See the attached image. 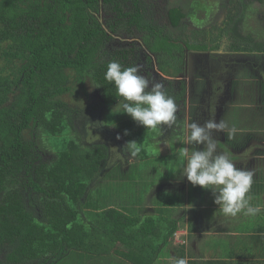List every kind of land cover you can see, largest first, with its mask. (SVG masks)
I'll return each instance as SVG.
<instances>
[{
	"label": "trees",
	"instance_id": "1",
	"mask_svg": "<svg viewBox=\"0 0 264 264\" xmlns=\"http://www.w3.org/2000/svg\"><path fill=\"white\" fill-rule=\"evenodd\" d=\"M259 1L255 6L263 8L264 0ZM253 4L228 0L225 8L220 4L219 24L188 31L165 21L155 0H0V264H118L98 260V252L131 251L137 241L145 243L136 264H150L155 245L174 235L177 221L143 215V206H109L111 201L98 192L102 180L127 183L129 175L110 162L107 144L82 143L76 129L85 108L71 105L66 96L87 82L99 105H121L123 98L105 79L113 60L123 67L138 66L151 83L150 69L179 75L185 50L207 48V40L226 39L233 51L253 46L262 52L264 43L255 34H240ZM161 81L153 82L164 85L175 100V123L147 129L129 117L123 125L125 143L143 145L154 130L164 133L159 143L171 145L180 137L185 82ZM124 151L128 154L126 147ZM134 175L129 192L136 195L152 180L146 183L141 174ZM189 191L197 201L208 190L192 185ZM136 196L134 203L140 205L143 192ZM182 203L180 198L172 201L174 209ZM92 255L100 257L91 260Z\"/></svg>",
	"mask_w": 264,
	"mask_h": 264
},
{
	"label": "crops",
	"instance_id": "2",
	"mask_svg": "<svg viewBox=\"0 0 264 264\" xmlns=\"http://www.w3.org/2000/svg\"><path fill=\"white\" fill-rule=\"evenodd\" d=\"M250 74L244 68L238 70L232 75L229 83L226 86L223 85L222 93H215V100H213L215 112L220 113L215 114L214 121H223L226 127L224 132L213 130V133L218 151L230 152L236 167L247 168L254 172L253 184L249 193L250 203L261 206V212L255 217L246 216L243 213L234 217L225 216L218 205L213 202V195L210 190L205 191L204 197L200 195L196 201L192 198L188 186L186 189H180L183 193L179 198L184 203L178 205L180 208L175 207L178 208L176 212H173L176 209H174L172 202H166L164 207L161 206L166 211L158 213L154 205L149 207L146 202L143 203L144 201H142L143 209L141 211H143V215H164L168 219L177 221V229L174 231V235H169L164 244L155 245L158 248L152 253L150 264H169L171 257L191 259L193 262H197L196 264H264V196L261 195L264 192H254L256 186L254 182L264 183V178L255 180L258 177L257 167L260 165L264 168V161H262L264 159V70L253 65ZM256 79L261 80L262 83L259 84L255 81ZM251 80H254L255 83L252 84ZM242 119L247 121V125L240 122ZM207 120L210 118L207 117L205 120L199 118V123L203 124ZM233 129L235 130L232 133L234 139L237 132H243L241 133L243 137L239 142L233 139L232 145H230L228 144L229 133ZM186 147L192 146L187 145ZM238 147L241 148L237 152ZM122 182L125 181L122 180ZM156 184L151 181L148 184L149 188L146 187L139 192L136 190V195L143 192V197L148 193L150 197V193L153 194V187ZM181 188L184 186L181 185ZM190 198H192L191 201ZM114 202H119V206H116L112 201L109 206L118 210H123L124 207L129 206L125 199H115ZM169 208L172 210L170 211ZM203 211L211 212L212 216L209 220L202 213ZM215 214L219 216L216 217ZM179 231L182 233L183 242L176 243L174 237ZM142 243L145 241H137L135 249L131 251L120 248L98 253L102 259L118 264H136L137 260L140 261L139 247Z\"/></svg>",
	"mask_w": 264,
	"mask_h": 264
},
{
	"label": "rangeland",
	"instance_id": "3",
	"mask_svg": "<svg viewBox=\"0 0 264 264\" xmlns=\"http://www.w3.org/2000/svg\"><path fill=\"white\" fill-rule=\"evenodd\" d=\"M252 1L254 4L248 10V13L250 14L249 17H247L244 28L247 31L251 30L255 34H258L264 42V6L263 8H260L261 6L256 7L255 5L261 1ZM227 2L228 0H155V10L158 14L163 15L165 17V21L168 23H175L176 28L180 26V29L181 27H187L188 31H199L209 27V24L212 22L218 21L217 18L219 16L221 17L223 13L221 6L223 5L225 8ZM171 9H173V11H170ZM248 65L246 68L250 74L252 66L250 64ZM157 75L156 77H153L158 79ZM251 83L253 84L255 81L251 80ZM66 99L71 105H76L79 108H85V110L77 118L78 128L76 129L77 134L83 136L82 143L92 144L101 142L107 144L111 152L110 162L114 164L113 166H115V164H119L118 171L129 175L127 183H123L121 179L117 180L116 182L106 179L102 180L103 186L99 185V188H102L103 191L98 192H100L104 198H108L116 206H119V202L115 203V199H125L129 205V208H136L138 205L135 203L138 202L135 201L138 199V197L135 194H131L129 192V178L133 174L137 176L141 174V180H144L146 183L152 180L157 184L153 187V194L150 193V197L152 196L151 198L149 197L148 193L142 197L143 199L140 198V200L141 202L144 201L143 203L146 202L149 207L154 205L156 212L159 213L162 209L161 206L164 207L166 202L176 201L182 196V190L186 189V186H192L186 177L180 176L179 171H175V169L179 159V153L183 150V147L187 146L182 141H180L184 135L186 123L192 121L199 123L201 111L200 109L198 110V108L200 107V103L197 104L198 106H195L193 99L190 100V103L187 102V113H185V120L182 122V126L180 128L181 135L178 139H175L171 145L164 142L159 143L158 139L164 136V133L159 130H154L149 137L143 140L144 143L139 156L132 158L124 151L123 148L126 141L124 126L130 116L126 113L120 112L121 105L115 104L114 106L107 107H102L99 105V103H97L98 98L95 89L90 83L87 82L85 83L84 88H78L77 91H74V94L66 96ZM253 99L255 98L253 97ZM189 104L191 106V112L194 111V115L192 117H190V114L188 113ZM212 105L213 104L210 106L211 110ZM196 110H198L196 114L197 118L194 117ZM240 122L243 123V125H247V121L245 119L240 120ZM241 133L243 132L235 133V141L239 142L241 140L243 137L241 136ZM212 136L214 138L213 131ZM58 145L60 148L62 147L60 143H58ZM195 147L197 150H202L204 145H195ZM262 161H264V159ZM263 169L264 168L260 167V165L257 167L256 173L258 177L255 178V180H258V178H264V173L262 174ZM260 184L261 188L254 189V192H264V183ZM181 185L184 186V188H181ZM147 187L149 188L148 185ZM261 195L264 196V193ZM147 197L149 198L147 199ZM176 211H178V208L173 212ZM202 213L208 218L207 220H209V218L212 216L211 212L209 211H203ZM215 216L217 217L219 215L215 214ZM181 235L182 233L180 231L176 233L174 237L176 243L183 242V236ZM96 257H99V255H92L90 258L91 260H94ZM86 259L87 258H85V261H87ZM98 260L105 261V259L102 258Z\"/></svg>",
	"mask_w": 264,
	"mask_h": 264
},
{
	"label": "clouds",
	"instance_id": "4",
	"mask_svg": "<svg viewBox=\"0 0 264 264\" xmlns=\"http://www.w3.org/2000/svg\"><path fill=\"white\" fill-rule=\"evenodd\" d=\"M105 79L115 85L118 96L123 98L120 112L128 114L139 125L157 129L161 125L171 126L175 123V100L164 91V85L150 83L146 76L139 74L138 66L123 67L118 61H110ZM225 127L223 121L214 120H207L203 124L195 121L186 123L180 141L192 147H183L175 171L178 170L180 176L186 177L193 186L210 190L213 202L225 216L234 217L243 213L255 217L262 207L250 203L254 172L236 167L232 154L218 151L216 139L212 136L213 130L224 132ZM234 131L229 133V138ZM200 144L204 147L197 150L195 145ZM125 147L132 158L138 157L142 151L141 142L135 140L126 142ZM169 264H189V261L183 257H171Z\"/></svg>",
	"mask_w": 264,
	"mask_h": 264
},
{
	"label": "flooded vegetation",
	"instance_id": "5",
	"mask_svg": "<svg viewBox=\"0 0 264 264\" xmlns=\"http://www.w3.org/2000/svg\"><path fill=\"white\" fill-rule=\"evenodd\" d=\"M218 24L223 20L222 15L218 18ZM228 20V19H226ZM217 22H212L209 24V27H214V25ZM200 31V30H199ZM246 33L255 34L251 30H245L243 27L240 31V34L243 36H246ZM204 34V33H202ZM258 38L257 40H263L259 37L258 34H255ZM232 37V33L230 34ZM242 36V37H243ZM252 36V35H250ZM246 39V38H245ZM203 38L200 39V42L203 43ZM207 40V48L204 49H186L185 54L183 57L184 61V67L183 71L179 73V75L174 77H169L164 74H162L160 71L155 68L150 69L151 71V77L153 78L151 81H161L162 78H169L173 80H183L186 85L185 90V103H184V116L183 121L185 120V116L187 113L186 110V104L187 102H191L190 100L193 99L195 106L200 103V119L205 120L210 118V120H215V114H219L218 112H215V105L213 100H215V93L220 92L224 90L223 85L226 86L227 83H229L230 79L232 78V75L235 74L238 70L244 68L245 70L247 65L250 64L251 66L256 65L259 68H262L264 70V51H256V47H250L248 51H233L232 48H235L234 46L230 47L227 46L228 41L224 39V41H214V43H210ZM255 41V40H254ZM218 43V47H215V43ZM234 41L230 40L229 43H232ZM264 43V42H263ZM200 44V43H199ZM245 65V66H243ZM142 68V67H141ZM252 69V67H251ZM248 71V70H247ZM249 72V71H248ZM158 76V79L154 78L156 75ZM142 75H145L142 73ZM160 75V76H159ZM154 76V77H153ZM255 81L259 82V84L262 83L261 80L256 79ZM226 89V88H225ZM211 104L212 110H211ZM198 106V105H197ZM195 113V118H197ZM188 113L190 114V117L194 115V111L191 112V106L189 104V110ZM192 114V115H191ZM234 137H231L228 139V144H231V141H233ZM229 145V147H231ZM237 146V145H233ZM241 147H238L236 150H240Z\"/></svg>",
	"mask_w": 264,
	"mask_h": 264
}]
</instances>
